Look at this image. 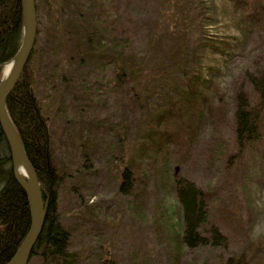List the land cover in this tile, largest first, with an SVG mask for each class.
Instances as JSON below:
<instances>
[{"label":"rangeland","instance_id":"obj_1","mask_svg":"<svg viewBox=\"0 0 264 264\" xmlns=\"http://www.w3.org/2000/svg\"><path fill=\"white\" fill-rule=\"evenodd\" d=\"M82 1L89 5L95 0ZM39 2L44 35L36 38L27 68L34 94L46 108L54 157L62 165L58 214L71 234V250L79 254V264H264V114L257 137L240 144L231 99L246 71L258 66L264 72V22L244 37L245 27L228 0L200 3L208 18L197 16L203 30L192 22L189 50L185 46L186 52L181 50L178 57L190 54L191 62L201 57L203 67L216 68L214 85L219 86L221 99L214 89L209 98L216 94V102L191 117L180 108L165 110L161 100L154 103L157 98L148 108L133 102L134 86L118 90L111 84L119 61L98 71L55 57L45 39L49 13L43 0ZM165 2L114 0L108 4L114 9L109 17L116 24V44L120 45L118 36L128 29L129 54L149 56L151 67L177 43L175 35L168 29L165 34L160 27ZM97 3L100 6V0ZM64 14V19L74 17L73 6ZM57 18L62 19V13ZM206 40L214 47L204 46ZM76 68L80 78H86L80 86ZM148 135L160 143L155 145L156 141L146 139ZM164 141L170 144L166 154L160 146ZM86 143L93 144L91 152L77 150ZM89 154L93 158H88L86 167L84 157ZM128 168L135 175L131 188L122 193V173ZM179 178L208 190L211 223L226 235V246L192 250L180 244L174 188ZM28 264L42 261L32 258Z\"/></svg>","mask_w":264,"mask_h":264},{"label":"trees","instance_id":"obj_2","mask_svg":"<svg viewBox=\"0 0 264 264\" xmlns=\"http://www.w3.org/2000/svg\"><path fill=\"white\" fill-rule=\"evenodd\" d=\"M113 1L100 0L99 6L96 0L89 2V5L82 0L78 3L72 0H43L50 20L47 24L46 45L52 48L54 56L76 61L81 67L98 71L104 69L109 62L114 64L119 61L111 84L118 90H122L128 84L134 86L133 102L146 108L161 100L167 111L176 112L180 108L187 113L190 112L189 116L198 117V114L201 115L202 111L218 98L213 93L215 98L210 99V92L217 90L218 101L221 99L219 86L214 85L216 68L203 67L201 57L195 62H191L190 54L186 57L185 53L182 59L178 57L181 50L185 51V46L189 50L187 36L192 22L198 30H203L201 23L197 21V16L208 18L200 5L203 0H166L163 3V7L167 9L162 13L160 27L164 28L165 34L168 29L169 33L175 35L177 43L172 52L153 67L148 64L149 56L145 58L129 54V45L132 41L127 36L128 29L124 32L121 30L122 33L118 36L120 45L116 44V24L114 25V20L109 17L114 9L111 10L108 5ZM38 4L37 37L44 35L40 23L43 8L40 2ZM228 4L236 14H239L237 17L239 23L245 27L244 37H250L255 27H263L261 25L264 22V0H228ZM72 6L74 17L64 19V12ZM61 13L62 19L57 18ZM192 15L194 21L191 20ZM22 31L23 0H0V73L4 64L9 63L20 48ZM204 46L214 47L210 40H206ZM33 54L34 50L6 101L10 119L32 166L36 169L46 209L44 228L32 250L31 259H40L42 264H79V254L71 250V234L60 222L58 214L57 190L62 179V165L54 157L51 130L47 117L44 116L46 108H43L40 99L34 94V80L28 73L27 66ZM221 54L219 52L218 56ZM79 73V69L76 68L78 86L85 83L86 79L80 78ZM70 83H73V80ZM254 96L257 100L252 102L251 97ZM154 98L157 99L153 103ZM231 99L234 104L232 111L238 142L241 144L256 138L259 121L264 114L262 69L256 66L252 72L246 71L235 96ZM161 120L162 118L157 116L159 124ZM155 138L152 135L146 136V139L156 141L154 144L157 145L160 141ZM92 145L86 143L76 148L86 149L88 153L93 149ZM160 146L161 150L165 151L164 154L169 151V143L164 141ZM84 158L87 167L90 162L88 158L92 159L93 155L89 154ZM134 175L135 171L132 172V169L123 170L119 187L122 193H127L131 188ZM174 188L181 219L180 244L192 250L226 246L228 243L226 235L218 226L211 223V198L208 190L188 178L175 180ZM29 228L28 198L14 178L10 147L0 126V264H7L13 258ZM226 264L233 263L228 261Z\"/></svg>","mask_w":264,"mask_h":264},{"label":"water","instance_id":"obj_3","mask_svg":"<svg viewBox=\"0 0 264 264\" xmlns=\"http://www.w3.org/2000/svg\"><path fill=\"white\" fill-rule=\"evenodd\" d=\"M37 38V3L36 0H23V31L20 48L12 62L8 76L0 83V126L10 147L13 162L14 178L27 195L30 210V228L13 258L7 264H28L31 253L36 246L45 224L46 209L43 192L36 172L32 166L19 134L10 119L6 101L20 76L22 75L31 55ZM20 163L25 178L17 173L15 165Z\"/></svg>","mask_w":264,"mask_h":264},{"label":"bare ground","instance_id":"obj_4","mask_svg":"<svg viewBox=\"0 0 264 264\" xmlns=\"http://www.w3.org/2000/svg\"><path fill=\"white\" fill-rule=\"evenodd\" d=\"M11 68H12V62H10V63H8V65H6V68H5V70H4V76H3L4 79L8 76V74H9ZM15 168H16L17 173H18V174L20 175V177H21L22 174H23V172H24L22 165H21L20 163H18V164L15 165ZM24 177H25V176H24Z\"/></svg>","mask_w":264,"mask_h":264}]
</instances>
